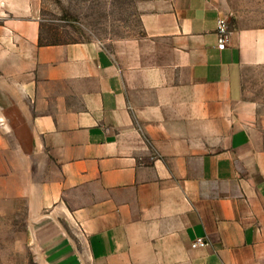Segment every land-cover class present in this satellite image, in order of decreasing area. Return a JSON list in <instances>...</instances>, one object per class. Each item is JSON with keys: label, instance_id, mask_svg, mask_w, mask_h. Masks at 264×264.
Returning a JSON list of instances; mask_svg holds the SVG:
<instances>
[{"label": "crops", "instance_id": "crops-1", "mask_svg": "<svg viewBox=\"0 0 264 264\" xmlns=\"http://www.w3.org/2000/svg\"><path fill=\"white\" fill-rule=\"evenodd\" d=\"M136 2L134 35L48 41L0 0V264H264V28Z\"/></svg>", "mask_w": 264, "mask_h": 264}, {"label": "rangeland", "instance_id": "rangeland-1", "mask_svg": "<svg viewBox=\"0 0 264 264\" xmlns=\"http://www.w3.org/2000/svg\"><path fill=\"white\" fill-rule=\"evenodd\" d=\"M137 0H42L41 15L48 41L97 38L111 40L136 34ZM233 28H264V0H223ZM252 98L264 113V66L250 82Z\"/></svg>", "mask_w": 264, "mask_h": 264}, {"label": "built area", "instance_id": "built-area-1", "mask_svg": "<svg viewBox=\"0 0 264 264\" xmlns=\"http://www.w3.org/2000/svg\"><path fill=\"white\" fill-rule=\"evenodd\" d=\"M218 33L220 35L219 47L224 48L225 43L228 40V36H229V21L227 17H222L218 20ZM204 244H205V240L203 238H199L198 240L193 242L192 247L196 248Z\"/></svg>", "mask_w": 264, "mask_h": 264}]
</instances>
